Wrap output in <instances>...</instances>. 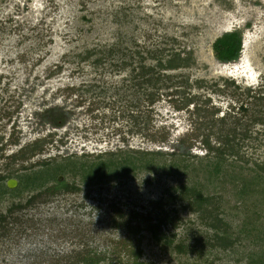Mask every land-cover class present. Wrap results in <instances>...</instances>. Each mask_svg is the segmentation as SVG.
<instances>
[{
	"label": "rangeland",
	"instance_id": "1",
	"mask_svg": "<svg viewBox=\"0 0 264 264\" xmlns=\"http://www.w3.org/2000/svg\"><path fill=\"white\" fill-rule=\"evenodd\" d=\"M236 28L244 31L241 57L220 62L212 44ZM178 52L187 66L159 67ZM144 66L160 76L161 88L140 86ZM192 96L197 101L187 105ZM62 113L64 123L50 121ZM251 114H264V0H0V214L40 190L24 187L34 170L48 171L45 187L60 177L81 188L17 212L11 231L0 230V264H81L95 251L132 261L137 248L142 264H249L264 252L255 238L264 237V222L248 234L243 220L252 206L231 182L205 179L212 155L203 138L216 147L220 134L237 128L239 138L248 128L241 153L264 162V123ZM185 148L189 167L175 173L142 170L85 184L81 173L63 169L68 158L79 164L123 150H162L155 162L168 165ZM186 179L223 195L218 216L231 224L232 248L207 243L214 230L201 217L213 221L217 210L168 205L180 217L177 227L164 228L172 245L157 243L145 223H132L138 233L116 226L119 212L147 216L166 188Z\"/></svg>",
	"mask_w": 264,
	"mask_h": 264
},
{
	"label": "trees",
	"instance_id": "2",
	"mask_svg": "<svg viewBox=\"0 0 264 264\" xmlns=\"http://www.w3.org/2000/svg\"><path fill=\"white\" fill-rule=\"evenodd\" d=\"M249 25L250 24H247V27ZM243 32L244 31L241 28H237L233 31L223 33L213 42L212 48L217 60L228 63L237 61L241 57L243 50ZM188 60V56H182L181 52H178L173 55L167 63L160 61L158 65L160 68L164 69H178L182 66H187ZM144 67H142V72L138 75V78L141 77V80L138 82L141 84L140 86L143 87V85H150L152 87L161 88L159 86L164 83L162 82V79H160V76L156 75L153 67ZM237 86L238 85L235 87ZM151 94L154 96L155 93L150 92L149 95L151 96ZM256 97L261 96L258 95ZM154 100V97L150 98L151 102H154ZM196 101L197 97L192 96L187 100L186 104L189 105V103H195ZM241 108L246 111L245 113L249 111L244 106H241ZM200 109L199 106L195 107L197 112H199ZM251 117L254 121L264 123V114H251ZM60 119H62L64 123L66 120L65 114L62 113L59 117L50 121H53L54 124L58 125V120ZM236 130L237 128L228 133H219L218 140L220 141V144L216 147L211 145L210 138H203V142L206 146L205 148L208 150V153L212 155L211 158H206L207 162L205 163L203 171L206 173L205 179L212 183L215 182L218 183V185H221L226 182H231L234 189H236L234 194L238 199L243 201L242 204L245 206H252L251 210L253 213H250L249 208H244L245 211L250 213V217H244L243 220L246 227L245 231L250 234L251 231L257 229L256 224L264 222V162L252 159V157H250L251 159L246 158L241 153V142L250 137L249 130L248 128H245L244 132H239L241 136H244L243 138H241V136L238 138ZM36 147L37 146H34V149H36ZM182 147L183 146L180 145L179 149L181 150ZM123 151L98 155L97 158L93 160L80 161L79 164H77V161L68 158L69 160L64 164L65 166L63 169L71 167L73 172L81 173L83 175L82 181L85 184H99L104 181L109 182L114 178L129 176L130 173H137L142 170H152L156 172L162 170L163 172L173 171V173H175L181 166L185 170L189 167L188 164H184V162L182 163V161L185 160L184 158L190 154L189 150L186 148L179 152L180 161H171L173 163L168 165L165 160L161 164L155 162L156 156H164L165 153L162 150H137L139 154H131L132 150ZM184 155L185 157H182ZM172 166L174 168L171 169ZM48 176L49 173L45 170H34L27 174L24 187L33 189L38 187L40 190L30 196L26 202L13 203L8 208L7 213L0 214L1 234L6 235L7 232L11 231L10 226L20 221V218L16 216L17 212L32 207L35 204L47 201V197H53L63 192L69 193L81 190L80 185L77 183H70L66 179H61L60 177L57 178L56 183L45 187L46 182L49 180ZM5 178V175H0L1 181ZM6 188H8L7 185ZM224 188L225 186H222V189ZM166 192L167 198H160L159 200L152 202L153 210L149 212L147 216H143L134 210L129 212L130 214L125 215V212L121 210L122 212H119L120 219L116 220V226L128 227L133 233H138L140 232L138 224L145 223L146 226L144 229L151 233L152 238L155 239L157 243L172 245L174 237L171 234L165 233L164 228L169 224L173 228L177 227L180 217L178 215L172 216L171 211L166 208L168 205H173L175 207L179 206L180 208L196 213L205 211L211 214V212L215 210L218 212V209L221 206L220 203L224 200L222 194L206 193L204 191V185L201 182L191 183L188 179L184 180V182L169 186L166 188ZM215 194L216 196H213ZM175 207V212L179 211V209H176ZM219 213L220 212L212 217L214 219L213 221H206L201 217L202 223L214 230L207 243L211 246L227 250L232 248L237 240L232 236L230 222L225 220L222 216H218ZM134 221L138 224L136 223V225L132 226ZM262 231L264 234V230ZM255 238L264 242V237L261 235L256 236ZM189 248L193 251L196 246L193 244L189 246ZM176 249L179 252L183 251V244H178ZM131 250V255L133 254L132 261H130L131 257L126 259L109 258L107 255L95 251L94 254L88 257H83L81 264H142L139 260L142 255V250L139 248H137V251H134L133 249ZM248 261L249 264H264V252L262 254H256V256L252 255Z\"/></svg>",
	"mask_w": 264,
	"mask_h": 264
},
{
	"label": "water",
	"instance_id": "3",
	"mask_svg": "<svg viewBox=\"0 0 264 264\" xmlns=\"http://www.w3.org/2000/svg\"><path fill=\"white\" fill-rule=\"evenodd\" d=\"M243 46H244V45H243ZM10 181H12V180H10ZM8 184L11 186V182H9Z\"/></svg>",
	"mask_w": 264,
	"mask_h": 264
},
{
	"label": "flooded vegetation",
	"instance_id": "4",
	"mask_svg": "<svg viewBox=\"0 0 264 264\" xmlns=\"http://www.w3.org/2000/svg\"><path fill=\"white\" fill-rule=\"evenodd\" d=\"M237 29V28H236ZM235 30V29H234ZM230 31H233V30H230ZM227 32H229V31H227ZM243 34H244V32H243Z\"/></svg>",
	"mask_w": 264,
	"mask_h": 264
}]
</instances>
